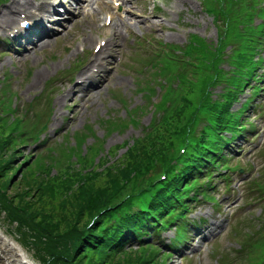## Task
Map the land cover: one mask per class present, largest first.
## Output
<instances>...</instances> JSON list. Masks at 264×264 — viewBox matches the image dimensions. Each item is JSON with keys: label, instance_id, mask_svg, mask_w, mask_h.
Wrapping results in <instances>:
<instances>
[{"label": "trees", "instance_id": "trees-1", "mask_svg": "<svg viewBox=\"0 0 264 264\" xmlns=\"http://www.w3.org/2000/svg\"><path fill=\"white\" fill-rule=\"evenodd\" d=\"M210 4V11L218 18L227 16L226 26L220 34L219 47L209 45L194 36L186 48L181 50L185 63H173L164 54L152 57L149 72L155 78L167 79V88H171V83L177 81L180 96L173 100L169 93L166 94L160 108L171 100V110L159 124L156 123L142 137L134 139L133 145L127 148L121 161L108 165L106 159L101 160L98 165L102 168L99 171L98 168L89 167L93 163H89L90 155L82 157L79 154L87 166L82 168L81 165L82 172L76 170L77 181L66 178L61 181L63 184H59L70 190L71 183L77 184V189L71 190L65 198L68 199L60 203H70L72 217L64 215L59 219L53 213H43V208L38 207L37 202H44L45 196L54 197V183L46 174L64 158L69 160L74 154L78 155L76 147L65 142L57 148H49L48 154L32 153L26 156L24 148L35 143L40 132L29 127V112L26 110L24 113L21 108L8 104L7 89L0 88V104L3 106L0 110V215L6 213L8 223L15 225L21 235L20 244L34 249L42 264H167L171 254H164L157 244L147 242L149 236L156 238L161 217L179 206L180 196L185 194L183 186L207 169L218 166L219 163L224 164L227 158L224 154L226 143L218 136L219 130L212 133L201 131L204 143H207L204 139L206 135L212 136L214 145L207 144V149L198 145L190 146L187 155L180 159L176 157L175 150L181 142L194 136L193 126L199 116L211 109L219 112L222 132L226 131L224 127L236 129L241 122L231 112V108L238 100L244 82L242 69L247 67V75L256 76L254 61L249 57L250 48L242 47V32L240 28L238 30L237 18L231 15V10L225 14V9L216 5L215 0H210ZM231 44L238 45V48L233 45L235 49L232 59H240V65L237 66L236 77H230L228 94L221 95L225 99L223 102L213 99L211 94L219 81L229 75L219 67L222 60H225L224 50ZM213 73L216 75L211 76ZM245 108H241V114H244ZM180 114L182 117L179 121ZM223 121L226 124L221 126ZM186 122L188 128L184 129ZM107 123L111 124V121L107 120ZM126 126L123 123L118 128ZM89 134L88 126L77 132L76 146L84 143ZM236 137L237 135L234 136ZM98 147L92 145L88 148L91 156L99 152L101 145ZM119 147L116 146L110 153H114ZM22 157L25 158L20 162ZM125 158L128 161L121 165ZM35 163L41 166L36 177L30 172ZM69 166L73 167L72 161H69ZM135 172L145 173L147 183L122 196ZM155 172L167 174L168 191L154 200L150 213L145 209L135 211L137 197L158 184L159 174L151 177ZM101 180H105L104 185L99 184ZM11 188L17 189L14 196L8 195L7 191ZM114 217L117 221L108 226V221H112ZM248 237L251 241L250 251L245 254L237 253L235 259L243 260V264H264V219L258 221L256 228L251 227ZM229 257L231 256H228V262L231 264L233 257Z\"/></svg>", "mask_w": 264, "mask_h": 264}, {"label": "rangeland", "instance_id": "rangeland-1", "mask_svg": "<svg viewBox=\"0 0 264 264\" xmlns=\"http://www.w3.org/2000/svg\"><path fill=\"white\" fill-rule=\"evenodd\" d=\"M12 1L13 0H1L0 14H2V11L6 9ZM115 2L114 4L110 0H102L99 1L98 4L91 5L87 8L81 6L80 14L71 17L68 24L61 23L62 26H54L56 31L50 39V43L42 47L35 54L26 53L18 55L13 52V47L8 48V46L0 45V84L3 82L4 78L10 75L8 81L11 85L10 90L11 92L15 91L19 93L24 107L32 105L38 98L44 99L40 108L35 109L32 116H28L29 127L35 128V122H37L36 126L38 125L39 127L47 123L46 129L41 133V138L46 137V139L50 141L45 148L49 145H57L56 143L62 140L61 136L67 134L71 141L69 146H74L77 149L78 155L74 154L69 160L64 158L59 165L51 168L50 172L46 174L54 183V197L45 196L43 201L46 203L37 202V206L43 208V213H53L58 216L59 219H61L60 217H64V215L72 217L73 209L70 203H60L71 190L77 189V184L71 183V190L65 185L59 186V184H63L61 181L66 178H68V180L70 179V181H77L75 177L77 173L76 170L82 172V168L87 166V163H83L85 160L81 159L79 154H81L82 157L90 155L88 157V159H90L89 163L91 164L93 162L92 166L95 167L99 161H101V156L108 155L112 147L128 141L129 144H127V147L126 145H122L121 148L112 153V156H109V158L107 157V159H109L108 162L116 161L115 163H117L120 159H123L122 157L127 148L133 145V140L143 135L142 133L146 131V128L149 127L154 118H156L155 121H157L156 115L150 113L154 108V105L151 103L152 99H148L145 93L138 92L139 85L137 83V80L140 79L142 84L140 87H145L146 81L153 79L145 73L143 69L144 62L147 60V55L152 52V49H154L159 42H162L163 45L175 44L183 48L188 42V39L191 38V35L197 36V38L208 42L209 45L217 43L219 40V27L213 20V17L207 14L206 10L203 8L202 0H120ZM116 4L120 5L115 6ZM108 17L111 18L109 24L106 23ZM105 38H114L113 40L116 41L117 47L115 51L123 55L121 62L109 59L110 69L107 72L109 74L105 77L108 75L110 76L107 78L106 82L102 79L103 85L98 87L97 90L92 91L86 99L81 100V97L79 98L78 94L81 92V89L76 90V93L66 94V92L73 87V85H69L70 82L68 77L71 76L67 71L70 68H75V64H77L78 61L83 63L84 67L87 68L92 58L91 49L95 44H98ZM263 47L264 43L262 45V48ZM79 50L83 51L79 53ZM175 54H180V52L177 51ZM226 54L230 55V52L227 51ZM111 63L116 64L112 65ZM223 65L226 66V64ZM56 69L58 71H63L58 73L57 78L51 81L54 88L49 91L51 93L54 90L58 91L50 96L43 81ZM224 70L229 71L230 68ZM80 72L81 71H79V73ZM232 74L235 75L236 73L232 71ZM215 75V73L211 74V76ZM163 84L164 81L160 79L157 81L153 80L152 86H155L157 92L153 96L155 100L158 99V96L160 97L159 85ZM68 85L69 87L65 92ZM150 85L151 84H149V86ZM218 87H222V84ZM216 89L217 86L212 90L214 94H217ZM49 97H51L52 103ZM250 98V90H247L241 102H247ZM260 100L261 102L258 104H263L264 100ZM13 103L14 101L8 102V104L11 105H13ZM241 105V103L236 104L232 109L233 112L237 113ZM134 107H137L135 111H133ZM2 109L3 106L0 105V110ZM131 113H133V115L136 113L135 120L139 122V127L141 128L131 124L129 118V114ZM181 117L180 114L179 121ZM107 120L111 121V124H108ZM155 121H153V123ZM40 122L43 124L39 125ZM123 123L127 124V127L125 129L116 130L119 124ZM199 125V122L195 124V133ZM85 126H88L90 134L84 143L76 146L74 134L82 130ZM263 126L264 124L258 127L262 129ZM186 128H188L187 122L184 126V129ZM110 130L112 131L110 132ZM181 144L183 143L181 142L176 150L179 151ZM36 145L30 143L24 148L26 156L32 154L34 150H36L33 152L34 154L40 152L45 153V148L37 147ZM92 145H98L99 147L101 145L102 148L98 153L95 152L91 156V151L88 148ZM248 146H245V149H247ZM250 157L254 158L258 167L256 168L254 166L251 168L253 171L251 177L243 183L244 192L245 190L248 192V181L254 178L262 179L264 176V172H261L264 167V139H260L258 146L254 149L252 154L248 156L244 155L239 163L246 167L248 163L247 159ZM24 158L25 157L20 158V162H22ZM73 160V167H71L69 166V161L71 162ZM127 161L128 159L125 158V161H123L121 165H124ZM260 164L261 167L259 166ZM40 167V164L35 163L30 172L36 177V172L40 171ZM89 167L92 168L91 166ZM97 168H99V165ZM248 169L250 170V167ZM260 172L261 174L259 176ZM156 173L158 172L153 173L151 177ZM211 173L218 177L221 172L219 168H215L208 172L209 175ZM19 174H21V171H19ZM158 174L161 175L162 173L160 172ZM131 177L128 186L124 188L125 190L122 196L131 193L136 188L144 186L148 180L145 173L137 174L135 172ZM104 181L105 180L99 181V184L104 185ZM194 181L196 180L192 182ZM220 181L221 180H219V182ZM15 183H19V181H15ZM199 186L203 187V183H198L196 187ZM16 191L17 189L13 190L11 188L7 192L9 196H14ZM113 201H115V199ZM203 201L202 199L201 202H190V211H192V214L202 209L204 212L208 210L209 213L214 210L212 217L210 215L208 216L210 220L214 218L217 222H220L229 219L230 216L226 215L229 208L219 206V208L216 209L213 205H210V207L206 202L203 203ZM262 208L263 206L254 205L253 202L245 198L244 195V200L240 203L239 215L236 217L234 223L231 224L229 231L217 242H215L216 237L211 236L209 239L205 240V242L199 244L198 252L201 253V255H199V264H219L220 254H224L227 251L232 253L238 250L237 246L239 244L248 243L249 240L246 242L244 239L246 229L248 232L252 224L248 219H253L255 221H257L256 219L259 217L264 219V208ZM5 217L6 213L0 215V228L8 237L16 240L20 244L21 235L18 229L15 225L9 224ZM85 219L86 217L84 220ZM244 219H247V227L242 226L241 222ZM235 230L238 232L236 237L234 236ZM169 233V230L166 231L162 234L161 239L165 240ZM193 238L194 235L188 240L189 245L194 243ZM23 248L35 264H42L39 255L34 249L30 246H23ZM198 252L195 253L196 257L198 256ZM262 253H264V248L262 249ZM181 258L180 254L175 255L173 258L167 259V264H182ZM163 259L165 260V257ZM183 263L191 264L186 261H183ZM241 263H244V261Z\"/></svg>", "mask_w": 264, "mask_h": 264}, {"label": "bare ground", "instance_id": "bare-ground-1", "mask_svg": "<svg viewBox=\"0 0 264 264\" xmlns=\"http://www.w3.org/2000/svg\"><path fill=\"white\" fill-rule=\"evenodd\" d=\"M32 7V0H13L12 5L4 9L2 11V14H0V28L12 30L21 12L23 11L31 13ZM37 33V35L47 34V32L45 31ZM93 65L94 68H99L98 56L93 61ZM88 73H90V69L84 71L81 74V78L85 80V76ZM109 76L110 75H108L104 80L106 81ZM20 247L21 246L14 239L8 237L5 232L0 228V264H35L27 255L25 250Z\"/></svg>", "mask_w": 264, "mask_h": 264}, {"label": "water", "instance_id": "water-1", "mask_svg": "<svg viewBox=\"0 0 264 264\" xmlns=\"http://www.w3.org/2000/svg\"><path fill=\"white\" fill-rule=\"evenodd\" d=\"M18 244H19V243H18ZM19 245H20V244H19ZM20 246H21V245H20ZM21 247H22V246H21ZM21 247H20V248H21ZM22 249H23V248H22Z\"/></svg>", "mask_w": 264, "mask_h": 264}]
</instances>
